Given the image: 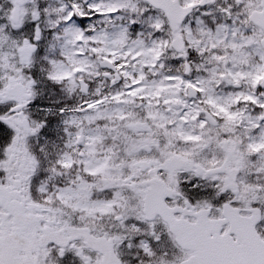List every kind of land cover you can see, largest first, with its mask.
<instances>
[{
    "label": "snow or ice",
    "instance_id": "obj_1",
    "mask_svg": "<svg viewBox=\"0 0 264 264\" xmlns=\"http://www.w3.org/2000/svg\"><path fill=\"white\" fill-rule=\"evenodd\" d=\"M0 264H264V0H0Z\"/></svg>",
    "mask_w": 264,
    "mask_h": 264
}]
</instances>
